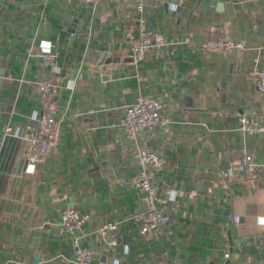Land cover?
<instances>
[{"label":"crops","instance_id":"1","mask_svg":"<svg viewBox=\"0 0 264 264\" xmlns=\"http://www.w3.org/2000/svg\"><path fill=\"white\" fill-rule=\"evenodd\" d=\"M139 18L167 43L136 60ZM211 33L243 49H208ZM256 68L264 0H158L141 12L135 0H0V264H74L68 208L90 215L76 235L91 264H264V130L239 124L264 119ZM42 80L55 89L58 141L29 166L21 135L44 108ZM141 96L163 103L169 125L129 138L121 115ZM140 149L162 159L156 206L170 218L148 234Z\"/></svg>","mask_w":264,"mask_h":264},{"label":"built area","instance_id":"2","mask_svg":"<svg viewBox=\"0 0 264 264\" xmlns=\"http://www.w3.org/2000/svg\"><path fill=\"white\" fill-rule=\"evenodd\" d=\"M85 3H97L101 0H82ZM117 2L119 0H107ZM137 10L142 11L146 5H152L158 0H135ZM140 36L130 43L132 56L136 60L143 58L149 47H162L166 45V39L160 34H150L144 30V20L139 18ZM205 46L208 49H220L226 52L239 53L243 45L221 33H211ZM54 55L48 54L42 57V65L45 68L51 67ZM254 81L257 89L264 93V70L256 68ZM39 92L45 97L44 108L31 116V122L26 125L22 140L25 143L24 156L29 166L42 163L52 147L58 141V123L55 118L57 102L49 97L54 92V86L49 80L39 81L37 84ZM240 128L246 131H263L264 119L251 121L245 117L239 119ZM169 119L163 114V103L154 98L138 97L132 104L128 105L121 115V127L129 138H136L139 135H153L159 129H166ZM7 135H15L11 127L5 129ZM20 136V135H19ZM140 173L135 181L136 185L145 194L147 210L138 216L139 230L142 234L151 233L169 222V216L156 206V198L159 192V183L156 178V171L162 167L160 155L146 149L138 152ZM243 163L251 165V158L245 156ZM90 219V215L74 208H68L61 214V228L70 235L72 246V258L74 264H91L92 250L84 247L79 242L76 231ZM238 220V217H235ZM107 239V242L115 246L118 242L117 224L106 223L100 229Z\"/></svg>","mask_w":264,"mask_h":264}]
</instances>
